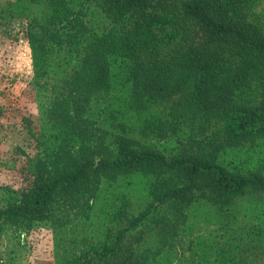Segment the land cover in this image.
<instances>
[{
  "label": "trees",
  "instance_id": "1",
  "mask_svg": "<svg viewBox=\"0 0 264 264\" xmlns=\"http://www.w3.org/2000/svg\"><path fill=\"white\" fill-rule=\"evenodd\" d=\"M260 2L9 3L7 15L26 12L21 17L26 20L33 81L51 92L45 113L51 126L45 128V151L29 159L32 186L25 193L9 190L0 206V232L44 221L61 224L59 213L96 196L101 179L95 176L147 177L154 201L130 224L124 207L117 222L126 220L127 225H117L116 238L109 234L101 246L64 261L153 264L140 243L126 245L125 240L160 205L182 216L192 203L205 201L231 223L237 219L232 209L241 198L264 196L261 172L243 174L221 161L229 151H251L264 141ZM93 3L104 18L100 26L89 24L82 10ZM115 133L118 141L113 148L105 147L106 138ZM155 138L175 140L177 146L166 154L148 144ZM120 199L122 205L130 204L124 196ZM163 244L153 253L161 254ZM56 252L58 264H64Z\"/></svg>",
  "mask_w": 264,
  "mask_h": 264
},
{
  "label": "rangeland",
  "instance_id": "2",
  "mask_svg": "<svg viewBox=\"0 0 264 264\" xmlns=\"http://www.w3.org/2000/svg\"><path fill=\"white\" fill-rule=\"evenodd\" d=\"M12 2L0 0V206L9 190L25 193L32 186L29 159L45 151L49 141L45 128L51 126L45 121L51 92L37 88L33 81L26 20L21 17L26 12L22 11L21 16H15L13 11L7 15ZM82 10L89 24H103V15L95 3ZM257 11L264 26V0ZM116 133L106 138L105 147L113 148L119 138ZM148 144L166 154L177 146L175 140L157 138ZM98 145L96 142L95 148ZM94 155L96 160L101 158L99 150ZM221 159L230 168L238 167L240 173L259 171L264 175V141L251 151H229ZM95 177L101 179L96 196L59 213L61 224L44 221L31 228L0 232V264H58L57 249L63 261L79 258L88 247L101 246L105 236L116 238L117 225L126 227V220L117 222L121 209L125 207L130 224L133 216L154 201L149 194L150 178ZM121 196L130 204L122 205ZM232 214L237 219L230 223L229 216L223 217L205 201L192 203L182 216L160 205L140 229L128 233L125 243H140L150 260L155 261L153 264H264V196L252 193L241 198ZM56 235L60 237L58 243ZM163 243H167L165 250L153 253ZM114 249L113 254L117 253V245ZM151 254L157 256L152 258Z\"/></svg>",
  "mask_w": 264,
  "mask_h": 264
}]
</instances>
